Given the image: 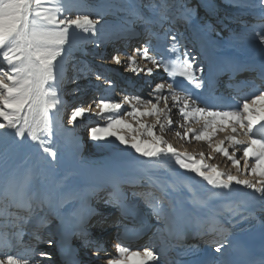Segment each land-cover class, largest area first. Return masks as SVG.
<instances>
[{
	"label": "snow or ice",
	"instance_id": "obj_1",
	"mask_svg": "<svg viewBox=\"0 0 264 264\" xmlns=\"http://www.w3.org/2000/svg\"><path fill=\"white\" fill-rule=\"evenodd\" d=\"M140 6L139 0H132L128 5L130 14L135 15V9ZM251 6L258 10L259 19L262 21L258 38L259 43L264 45V0H253ZM105 7L110 8L112 5ZM147 7L161 27L163 21L169 19L175 21L179 18L190 23L195 11L183 3V0H150ZM177 12L180 13L179 17ZM104 15L103 10L90 9L86 0H0V146L12 143L19 148H35L37 152L56 159L55 141L67 131L58 118L64 106L61 97L62 85L66 78V64L72 51L76 49L78 40L103 47L106 42L102 35L104 25L101 24ZM205 28L211 29V26L206 25ZM146 31L150 37L155 36L158 42H163L162 47L159 43L153 47L149 39L146 44L134 48L131 54L117 51L110 57L101 56L100 59L107 58L118 66L123 65L125 70H130L134 75L143 73L151 77L153 69H163L167 79L151 87L149 95L152 99L125 94L123 102L131 104V111H121L120 102L102 96L93 100L87 108L80 106L72 109L67 123L79 127L78 119L91 112L93 105L99 110L98 116L101 119L107 116L108 123L90 127L89 136L94 142L107 140L106 143H97V147L111 148L119 152L123 151L119 147L122 145L146 158L138 161L145 165L140 171L149 175V189L159 187L162 195L155 197L149 190L146 197H154V202L145 198V203L158 218L164 213L165 201L169 207L172 206L171 200L168 199L170 192L186 190L190 193L185 197L189 203L207 207V199L197 197L188 182L191 177L180 176L178 183L165 185L152 179L153 172L172 161L180 169L194 173L196 177L206 181L207 185L211 186L207 193L208 199L220 200L226 212L232 216H239L241 220L248 219L251 214L248 209L255 205L264 211V90H258L245 97L242 103L237 101L236 105L219 101L209 104L208 98L203 96L201 91L207 87L203 78L204 66L197 56L187 50L186 38L179 33H170V30H166L163 37L153 33L151 29ZM200 31L197 29V33ZM197 38L203 45L206 33L203 36L198 35ZM261 51L264 52V48ZM137 57L146 62L144 67L137 63ZM149 64L151 67H148ZM260 78L264 80V68ZM96 79L103 80L107 85L105 92L114 91L115 84L112 80L101 74H96ZM72 82H75V77ZM147 83L151 86L150 81ZM173 109H176L182 118L183 122L178 125L180 128H185L189 121H203V130L198 134L189 127L183 134L175 131L177 137L187 139L192 133V139L206 140L209 147H212L211 140L217 125L221 126L220 130L230 127L231 134L226 138L228 146L221 141L213 147V151L231 161L238 172L257 177V181L240 179L236 175L219 171L216 166L205 164L203 153H200V159L187 153L179 154L162 135H156L154 129L157 125L163 133L175 123L172 118ZM125 116L136 119L138 128L134 129L131 124L126 123ZM145 116L155 117L156 124L143 123L140 118ZM122 129L137 132L138 135H133L129 143L126 136L120 134ZM209 129L212 130L211 133ZM143 135L151 137V141L141 139ZM237 135L246 139H237ZM71 136L72 142L75 143L74 133ZM109 137H114V140H108ZM229 148L232 149L231 152ZM238 152H242L239 158ZM47 156L42 158L46 160ZM245 189L251 191L245 192ZM234 193L250 197L251 203L243 199H229ZM253 193L256 195H252ZM38 196V192L29 189V179L20 185L9 180L7 185L0 189V200L3 201L0 204V234L3 236L4 245L3 251H0V264H40L35 257L48 255L38 253L34 245H25L21 239L35 212L34 204L42 208L49 203L47 196L41 199H38ZM220 215H224V212L217 213V216ZM12 229H16V232H12ZM207 231L222 235V240L216 242L214 251L223 257L230 247V230L214 216ZM10 236L16 239L17 244L27 248L28 252L24 255L9 254L7 249L14 246ZM33 238L40 242L38 234L34 233ZM48 243L51 244V241ZM95 251L100 253L106 250L103 246H98ZM116 251L117 257L108 259L106 264H159V255L147 246L134 251L128 246L117 244ZM202 264H220V261L209 254V258ZM260 264H264V257L260 258Z\"/></svg>",
	"mask_w": 264,
	"mask_h": 264
},
{
	"label": "rangeland",
	"instance_id": "obj_2",
	"mask_svg": "<svg viewBox=\"0 0 264 264\" xmlns=\"http://www.w3.org/2000/svg\"><path fill=\"white\" fill-rule=\"evenodd\" d=\"M215 2L217 7L218 4L224 6L231 15L240 19V23H244L248 18L254 15L259 18L258 10L251 6L253 0H215ZM86 3L90 9L103 10L105 12L101 24L104 25L102 35L106 38V42L103 47H96L90 42L78 40L76 49L72 51L73 55H71L67 61L65 72L66 78L62 85L63 95L61 97L64 101V106L58 117L63 128L67 129V131L63 132L62 136L55 141L57 145L55 148L57 151V157L53 160L51 156L37 152L35 148H19L12 143H6L0 146V189H2L6 181L13 180L17 185H20L23 184L26 179H29V189L38 192V199H41L45 191L54 193V190L52 189V184L54 183L58 186V191L55 194L60 201L62 195L61 191L68 190L70 185H76V187L80 186L86 189L91 203L94 204L97 211H101V208H104L101 204L112 202L114 208V204L117 202V197L113 195V190L111 189L116 180L112 177L111 173L118 172L122 176V181L125 184V192L128 195V200H135L134 203L138 205L144 203L146 205L145 209H149L151 212V218L153 219L151 223L152 229L141 240L144 246H149L152 239L156 237L154 236L156 228L163 224L164 214L167 210V201H165L163 205V215L156 218L157 215H154L152 208L145 203V198L154 202V197H146V193L151 190L155 197H160L162 195L160 188L155 186L151 189H149V187L137 188L133 184L136 180L137 170L145 167V165L138 163V161H143L146 158L140 157L139 154L134 152V150L125 148L122 145L119 147L123 149V151L119 152L111 148L97 147V143H106L107 140L101 142L92 141L88 129L98 125H106L108 123V118L106 116L101 119L98 116L99 110L95 109V105H93V110L91 112L85 114V117L78 119L77 123H79V127L68 124L67 120L71 115L72 109L80 106L87 108L93 100H98L102 96L115 102H120L122 104L121 111H131V104L123 102V96L125 94L128 95L127 89H121L119 84V86L115 85L114 91L105 92L104 89L107 85L104 84L103 80H97L96 74H101L114 82L115 80L112 79L113 76L111 77L109 75L110 73H107L108 69L111 68L110 72H113L112 74H115V72H118L119 70H123V73L126 74L130 73L126 72L128 70H125L122 67L123 65H115L110 59H100V57H110L114 54H112L111 50L108 51L112 47L111 45L113 42H111V40L113 38L117 39L119 38L118 36L124 34L127 35V32L131 30L134 32V29L137 28L138 25L141 26L142 31L154 26V22H147L151 21V17L144 16V12L150 10L149 7H147L150 0H139L141 6L135 9V15L130 14V11L128 10V5L132 3V0H86ZM106 5H112V7L106 8ZM177 15L179 16V12H177ZM140 17L143 19L141 20ZM125 21H131V23H125ZM167 21L168 20H165L163 22ZM97 27H100V25H97ZM133 36L134 35H132V37ZM118 45L123 46L121 43H118ZM131 47H134V45ZM104 49L105 51L107 50L106 54L102 51ZM138 62L140 63V61ZM107 64L113 65L108 66ZM106 67H108V69ZM81 71L83 72V75H81ZM73 77H75V82H72ZM144 77H146L144 81L153 78H149L145 75ZM125 80H127V78ZM160 80L161 79L158 78V81H154L152 86L159 83ZM144 81H141V84H143ZM150 89L151 88L148 86L144 92L150 93ZM140 119L146 125L156 124V118L152 116H145ZM125 122L131 124L134 129L138 128L136 119L131 116H125ZM173 126H176L175 123ZM168 130L169 129L166 128V130L161 133L158 125L154 129L156 135H162L169 144H171L176 150L178 149L177 152H180L179 148H181L183 144H178L177 141H175L177 136L172 137ZM72 133L75 135V143L72 142ZM120 134L125 135L129 140V143L131 142L133 135H138L137 132H129L124 129L120 131ZM107 139L114 140V137H109ZM141 139L151 141V137L146 135L141 136ZM116 143L118 144L119 142L117 141ZM186 152L189 153L188 150H185V153ZM42 156H47V159H43ZM83 166L85 167L83 168ZM241 166H243V164H241ZM230 168H232L231 171H235H233L234 175L244 177V174L238 172L235 167L230 166L229 169ZM143 177L148 179L149 175L144 173ZM151 177L159 184H167L162 181L161 177L154 175L153 173L151 174ZM248 179L253 181L255 180V177L249 176ZM79 197H81V194H79V190H77V195L73 198L76 199ZM2 203L3 201L0 200V204ZM60 204H64V202H60ZM108 204L109 203H107V205ZM112 204H109L110 207H107L109 209L105 212V214H109V216H115V210L111 207ZM34 208L35 212L29 221L27 229L23 232L21 239L24 244L34 245L36 251L41 253V251H43L41 250V247L46 245L48 241H51L48 236L44 239V236L47 235L46 231L57 228V226L55 219L50 217L49 214L47 215L45 207L41 208L34 204ZM113 230H117V228L114 227L112 231ZM43 231L45 233H43ZM34 233L39 235L40 242H37L33 238ZM114 233L115 231L111 233L112 235L110 234V241L114 239ZM10 238L12 239V244L14 246L7 249L9 254L24 255L28 252L27 248H22L23 246L21 247L20 244H15V238H12L11 236ZM2 241L3 236L0 234V251H3L4 249ZM47 254L48 255H45L42 260H40V255H37L35 259L39 260L40 264H52L51 258L49 259V253Z\"/></svg>",
	"mask_w": 264,
	"mask_h": 264
},
{
	"label": "bare ground",
	"instance_id": "obj_3",
	"mask_svg": "<svg viewBox=\"0 0 264 264\" xmlns=\"http://www.w3.org/2000/svg\"><path fill=\"white\" fill-rule=\"evenodd\" d=\"M202 1H205V0H197V2L194 3V5L199 4ZM211 2H212V9H214L215 5H216L215 0H211ZM192 9L197 11L199 9V7H194ZM145 15L150 16V17L152 16L150 11L146 12ZM199 17L200 18L203 17V14H200ZM206 19H209V17ZM258 20H259V18L254 15V16L248 18L244 23L243 22L240 23V25L243 26L242 30L240 32H237L235 35L232 34L233 32L230 33V31H228V30L226 31V33L220 34L219 32H216V33L212 34V36H209L210 43L208 45H205V43H207V41L209 40L208 37H207L208 40L206 38V40L203 42V46H202L203 48H202L201 54L196 53V52H192V50H190L193 55L197 56L198 61L204 66L203 78L207 82V87L204 90H201L203 96L207 97L208 99H211V98L214 100L216 99V96L213 92L214 87H213L211 81L208 80V77H207V72H208V74H210L209 76H214V74H213L214 68L212 66L211 70L209 71V68L206 65V58H208V56H206V53L209 50L213 51L214 49L219 50V52L221 54L219 56L221 63L223 62V59H224L223 56L227 55V56H230L231 58L233 57L232 60H236L238 65L244 66V67H246V69L250 68L251 69L250 71L253 72L249 76L243 75L240 77V75H239L238 77L237 76L234 77V75H231L229 79H230V81H232V88L239 86L244 91L250 90L252 88H256L258 82H257V79H254V77L257 76V78H260L262 68H264V52L261 51V49L264 48V45H261L259 43L258 31H259V25L260 24L258 23L259 22ZM151 21L154 22V17L151 19ZM201 21H202V18H201ZM223 21L225 22V24L223 26L226 29H229L231 26H233L231 21H229L228 19H223ZM168 25L171 26L172 22H169V24H167L166 26H168ZM197 29L201 30L198 34L200 36H203L204 35L203 29L201 27H198ZM129 32H127L128 33L127 35L124 34V35L120 36L121 42H122V44H125V46L118 47L116 52L118 51L121 53L131 54L132 50L134 48H137V45L130 44V43L133 42V40L136 38V36L132 33H137V34L141 33L140 36L143 34L141 26L138 25L137 28L134 29V32H133V30H131ZM228 33L230 35H228ZM132 35H134V36L132 37ZM122 39H125V40H122ZM149 39H152V37H149ZM244 44H247V46H245ZM132 45H134V47H131ZM141 46H139V47H141ZM128 47H131V48H128ZM210 57L211 58L214 57L213 52L211 53ZM141 62H142V65H140V64L139 65L141 67H143V64H145L146 62L143 60ZM113 64H109V65L107 64V65L111 66ZM122 67L125 69L124 66H122ZM124 72H125V70H124ZM126 72H131V71L128 70ZM155 72H153V74L154 73L156 74V76L154 78L155 82L158 81V78L161 79L159 81V83L163 82L162 79H164V80L167 79V74L164 73L163 69H159V70L155 69ZM143 75H144L143 73H141L140 75H135L136 78L139 77L137 79V81ZM125 79L126 78L123 77L122 81H123V83L125 82V84L123 85L125 87H123V89L124 90L127 89L129 96H141L144 99H152V97L149 95V93L144 92L145 89H140V88L137 89V87H134L132 85V83H130L128 80H125ZM216 82H217L216 87L219 88L222 86V83L224 81H221V82L216 81ZM152 84L153 83H151V86L149 85L150 88L154 87V85H155L154 84L152 86ZM259 90H264V86L262 89H259ZM252 94H254V93L245 92L244 94L235 95L234 96L235 99H233V97H230L227 100L219 101V102H226V103L235 104V103H237V101H240L242 103V101L245 97L251 96ZM215 101H216V103L218 102L217 100H215ZM169 103H171V101H169ZM161 105L163 106V104H161ZM173 113L174 114H173L172 118L175 121L176 126L174 127L172 125L171 128H168L169 129L168 131L172 137L176 136L175 131L181 130L180 132L183 134L184 131L186 130V128H189V127L191 129H194L196 134H198L200 131L203 130V121L202 120L199 123H196L195 121H189V123L186 125L185 128L178 127V125L183 122L182 118L179 116L176 109H173ZM220 128H221V126L217 125V130L215 131L213 138L211 140L212 147H209V142L206 140L196 141L195 139H192L191 138V136L193 135L192 133L189 134V138H187V139L181 138V137H176L175 141H177V143L180 145L183 144L182 147L179 148L180 152H177V153L183 154V153H185V150L186 151L188 150L189 153H187V152L186 153L191 155V156L196 157L197 159H200V153H203L204 157H205L203 162L205 164H208L210 166H216L219 171H222L225 173H230V174L234 175V172L231 171L232 168L229 169L230 166L233 167L231 161H229L222 154L213 151V147H215L221 141H224L225 146H228V142H227L226 138L231 134L230 127L225 128L224 130H220ZM209 132L211 133L212 130L209 129ZM236 138L241 139V140L246 139L242 135H237ZM229 151L231 152V149ZM208 154H209V156H208ZM241 156H242V152H241V154H237V158H239ZM241 164H243V160L241 161ZM84 167L85 166H83V168ZM242 167L243 166H241V168ZM85 169H87V168H85ZM143 174H144V172L140 171V169L137 170V174H136L137 176L135 178L136 180L133 183L137 188L148 187V185L150 183V179L144 178ZM153 174L161 177V179L164 183H178V179L180 176L191 177L192 179L188 182L191 184L196 196L201 198V199H207V201H208L207 207L194 206L192 203H189L185 199V197L187 195H190V193H188L186 190L183 192H178V193H172V192L169 193L168 199L171 200L172 206L169 207V204L167 202V210L164 214L163 224L160 227L156 228V232L154 234V236H156V237L154 239H152L149 246H147V247L153 249V251L159 255V257H160L159 264H175L176 262L173 258L174 253L172 252L173 244H172V241L170 240V235H169V233L172 231L173 227H176L180 231H182V233L179 232L177 235H181V234L187 235V234H191V232L198 231L197 235L200 236L202 234L200 232L202 231V229L204 227V222H205L206 218H207V220H209L210 217L219 213L220 210L222 208H224V206H223V203L218 199H215V198L208 199L207 193H208V190L211 188V186L207 185L206 181H202L199 177H196L194 173H190L184 169H180L179 166L174 163V161L170 162L164 168H160L159 170L153 172ZM111 175L116 180V182L113 184L111 189L116 193L119 191L124 192L125 184L122 181L123 179H122V176L120 175V173L112 172ZM248 177H249L248 175H244L243 179H248ZM253 177H255V176H253ZM240 179H242V178L240 177ZM257 179L258 178L255 177V180H253V182H256ZM7 183H8V181L5 182L4 186H6ZM3 187H2V189H3ZM78 187H76V185L75 186L70 185V188L68 190L61 191L62 195L60 197L61 198L60 201L57 199L56 194H55L58 191V186L55 185L54 183L52 184V189L54 190V193L49 192V191H45V193L43 195V197L47 196L48 200H49V203L44 206L46 213H47V215L49 214L50 217H53L55 219L56 226L58 227V228H54V229L50 230L51 231V237H53L54 240H56V239L61 240V241L66 240V238H67L66 237V235H67L66 222L68 223V225L70 227H76V225H78V224H82L84 222L89 223L91 221H94L96 215H98L101 212V211H97L96 208L94 207V204L91 203L86 189H84L80 186H78ZM77 190H79V194H81V197L74 199L73 197L77 195ZM244 191L250 192L251 190L245 189ZM252 195H255V194L253 193ZM119 197L121 198V196H119ZM229 199H237V200L243 199V200H247V201H249V203H251L250 197L242 196L239 193H234L233 196L230 197ZM123 200L126 201V203L128 202L129 204H133L135 202V200L127 201L126 198ZM60 202H64V204H60ZM142 205H144V203H142ZM106 206L110 207L109 204L108 205L106 204ZM111 207L113 208V206H111ZM150 213H151L150 210L146 209L147 216ZM104 215L106 217H110L109 214L104 213ZM135 218H137V217H135ZM156 218H158V217H156ZM126 219L127 218L125 217L121 223L116 222V224L113 225L115 227L116 226L118 227L117 230H114L115 231L114 235L120 234L121 229L125 225ZM132 219H133V217L131 216L129 221L128 220L127 221L131 222ZM154 219H155V217H154ZM152 220L153 219H151V221ZM138 221L140 222L139 219H138ZM118 225H120L121 228ZM147 225H148L147 230H144L141 233L140 237L142 238L143 235H145V233L151 227V225L147 224V223H144V225L141 224V226H140V224H135V225L133 224L131 227H136V229L138 228V230H140L142 227H145ZM93 231L96 233L98 231V229H94ZM87 234H90V233L88 231L84 230L83 235L87 236ZM221 240H222V235H220V234H215L213 236V238H210L207 241V244H208L207 245V252L211 256L217 257V259L220 261V264H226L225 258H226L227 252H228V248L225 251L223 257H221V255L219 253H215V251H214V248L216 246V242H219ZM110 243H112L110 249L108 251L102 253V255H101L104 258L101 257L102 259L101 258L97 259L95 261V263H93V264H106V261L108 259L116 258L118 255L117 251H116V245L117 244H120L122 246H128L130 249H132L134 251L135 250H142L145 247L143 245L142 241L136 242V243H127V242L123 241V239H120V240H112ZM46 246H47V243H46V245L41 247V250H43V251H41V253H45L44 248ZM93 251L96 253L95 249ZM46 254H47V252H46ZM50 256H52V255L50 254ZM39 257H44V256H39ZM40 260H42V259L40 258Z\"/></svg>",
	"mask_w": 264,
	"mask_h": 264
}]
</instances>
